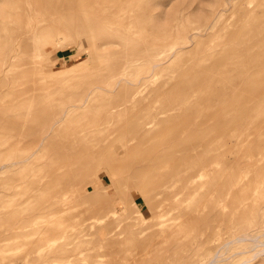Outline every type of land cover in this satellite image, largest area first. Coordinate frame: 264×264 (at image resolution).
I'll list each match as a JSON object with an SVG mask.
<instances>
[{
    "label": "rangeland",
    "instance_id": "374dc122",
    "mask_svg": "<svg viewBox=\"0 0 264 264\" xmlns=\"http://www.w3.org/2000/svg\"><path fill=\"white\" fill-rule=\"evenodd\" d=\"M3 263L264 264V0H0Z\"/></svg>",
    "mask_w": 264,
    "mask_h": 264
},
{
    "label": "bare ground",
    "instance_id": "6f19581e",
    "mask_svg": "<svg viewBox=\"0 0 264 264\" xmlns=\"http://www.w3.org/2000/svg\"><path fill=\"white\" fill-rule=\"evenodd\" d=\"M26 18H27V17H26ZM261 64H262V62H259V63L257 62V63H255V61H254V63L251 64V67H252L251 69H252V71L255 70V73H258V74H259L258 71H259L260 68H261ZM256 67H257V68H256ZM254 68H255V69H254ZM256 69H257L258 71H257ZM256 71H257V72H256ZM252 75H253V76H252V77H253L252 79L255 80V79H256V77H255L256 75H255V74H252ZM254 75H255V76H254ZM254 77H255V79H254ZM254 82H256V80H255ZM254 82H253V83H254ZM256 90H258V89H256ZM259 90H260V89H259ZM261 90H262V88H261ZM92 91H93V90H92ZM259 92H261V91H259ZM259 92H258V93H259ZM21 98H22V97H21ZM251 98H252V97H250V99H249V97H248L249 100H248V99H246V100H247L248 102H250ZM19 99H20V98H19ZM252 99H253V98H252ZM253 100H254V99H253ZM253 100H252V101H253ZM244 102H245V101H244ZM244 102H243V103H244ZM248 102H247V103L245 102V103L248 104ZM246 104H244V105H246ZM244 105H243V106H244ZM253 105L256 106V104H253ZM245 107H246V106H245ZM256 107H258V106H256ZM256 107H255V108H256ZM248 108H249V107H248ZM243 109H244V108H243ZM245 110H246V108H245ZM247 110H248V109H247ZM247 110H246V111H247ZM251 110H252V109H251ZM255 110H256V109H255ZM256 111H257V110H256ZM248 112H249V111H248ZM253 112H254V109H253ZM63 118H64V117L61 116V118L55 123L54 126H57V125L61 124V123L63 122V121H62ZM222 127H223V126H215L214 129H215V131L218 132V131L222 130V129H221ZM2 167H3V166H2ZM125 197H126V196H125ZM118 198H119V197H118ZM130 198H131V197H130ZM130 198H129V199H130ZM112 202H113V201H112ZM238 239H239V238H238ZM242 239H243V238H242ZM13 262H14V261H13ZM3 264H7V263H3ZM8 264H9V263H8Z\"/></svg>",
    "mask_w": 264,
    "mask_h": 264
}]
</instances>
